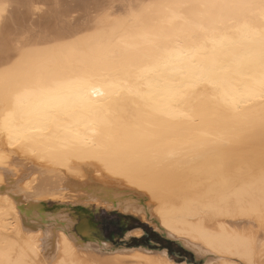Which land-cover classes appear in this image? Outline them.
Masks as SVG:
<instances>
[{
  "label": "bare ground",
  "instance_id": "1",
  "mask_svg": "<svg viewBox=\"0 0 264 264\" xmlns=\"http://www.w3.org/2000/svg\"><path fill=\"white\" fill-rule=\"evenodd\" d=\"M0 183V264H264V0H0Z\"/></svg>",
  "mask_w": 264,
  "mask_h": 264
},
{
  "label": "rangeland",
  "instance_id": "2",
  "mask_svg": "<svg viewBox=\"0 0 264 264\" xmlns=\"http://www.w3.org/2000/svg\"><path fill=\"white\" fill-rule=\"evenodd\" d=\"M2 184L0 183V186ZM64 201V202H63ZM72 199H61L58 196H52L47 199L46 204L49 209L57 207L61 203L65 206L70 205ZM87 206V208H86ZM84 206L88 213L85 214L93 224L96 237L102 241L109 243V248L113 251L121 248H130L135 246H145L150 249L159 250L160 245L157 243V238L173 242L170 250L167 251L168 256L175 261H184L189 264H201L202 260L197 253L192 250L185 249L174 240L163 236L151 225L143 222L136 216L124 214L115 210H107L102 207H97L95 204ZM97 209V210H96ZM90 215V216H89ZM140 228L142 232L139 234H127L128 231ZM159 232V233H158ZM157 234L158 237L154 236ZM137 235V236H136ZM145 235V239L139 241L138 238Z\"/></svg>",
  "mask_w": 264,
  "mask_h": 264
},
{
  "label": "trees",
  "instance_id": "3",
  "mask_svg": "<svg viewBox=\"0 0 264 264\" xmlns=\"http://www.w3.org/2000/svg\"><path fill=\"white\" fill-rule=\"evenodd\" d=\"M140 229V228H139ZM154 236L158 237L157 234L153 233ZM145 235L141 236L140 238H138L139 241H142L145 239ZM157 243L160 245L161 249H166L167 251L170 250V246L173 244V242L170 241H166V240H162L160 238H157Z\"/></svg>",
  "mask_w": 264,
  "mask_h": 264
},
{
  "label": "crops",
  "instance_id": "4",
  "mask_svg": "<svg viewBox=\"0 0 264 264\" xmlns=\"http://www.w3.org/2000/svg\"><path fill=\"white\" fill-rule=\"evenodd\" d=\"M134 230H140V231H142L141 229H139V228H136V229H134ZM131 231V230H130ZM130 231H128V233L130 232ZM172 240V239H171ZM163 250V249H162ZM166 252V251H165ZM166 254H168V253H166Z\"/></svg>",
  "mask_w": 264,
  "mask_h": 264
}]
</instances>
